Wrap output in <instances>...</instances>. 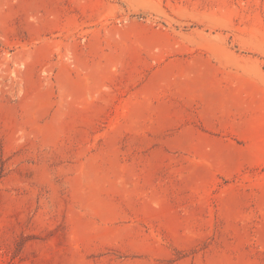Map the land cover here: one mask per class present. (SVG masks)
Returning <instances> with one entry per match:
<instances>
[{"label": "rangeland", "instance_id": "374dc122", "mask_svg": "<svg viewBox=\"0 0 264 264\" xmlns=\"http://www.w3.org/2000/svg\"><path fill=\"white\" fill-rule=\"evenodd\" d=\"M0 264H264V0H0Z\"/></svg>", "mask_w": 264, "mask_h": 264}]
</instances>
